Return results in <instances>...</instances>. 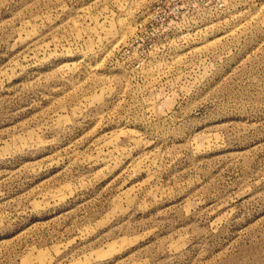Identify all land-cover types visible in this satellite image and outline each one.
I'll list each match as a JSON object with an SVG mask.
<instances>
[{
  "label": "rangeland",
  "instance_id": "obj_1",
  "mask_svg": "<svg viewBox=\"0 0 264 264\" xmlns=\"http://www.w3.org/2000/svg\"><path fill=\"white\" fill-rule=\"evenodd\" d=\"M0 264H264V0H0Z\"/></svg>",
  "mask_w": 264,
  "mask_h": 264
}]
</instances>
